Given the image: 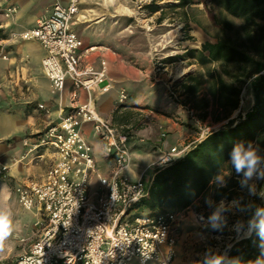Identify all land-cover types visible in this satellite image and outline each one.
I'll return each instance as SVG.
<instances>
[{
	"label": "built area",
	"instance_id": "obj_1",
	"mask_svg": "<svg viewBox=\"0 0 264 264\" xmlns=\"http://www.w3.org/2000/svg\"><path fill=\"white\" fill-rule=\"evenodd\" d=\"M80 4L81 0H56L34 26L15 33L19 39H36L42 44L43 71L55 87L63 91L70 80L73 101L79 91L87 94V100L60 113L57 121L23 141L27 147L24 156L53 148L58 159L49 166L44 180L15 187L21 205L28 210L37 207L40 217L36 222L38 238L13 264H130L134 260L140 264H179L178 221L186 209L129 216L147 194L151 181L145 171L136 179L128 174L133 163L128 136L96 108L95 93L109 91L113 83L106 60L100 69L81 64L83 40L72 27ZM0 11L10 17L18 7L0 0ZM128 97L127 89L121 88L119 104ZM38 107L49 110L45 103ZM190 114L199 125L198 135L180 149L165 151L151 164L153 170L173 163L213 129L202 124L194 110ZM87 122H92L104 151L114 159L111 173L100 176L95 190L91 183L96 159L93 146L83 134ZM10 171L11 165L0 160V179L8 178ZM197 216L209 221L203 214Z\"/></svg>",
	"mask_w": 264,
	"mask_h": 264
},
{
	"label": "crops",
	"instance_id": "obj_2",
	"mask_svg": "<svg viewBox=\"0 0 264 264\" xmlns=\"http://www.w3.org/2000/svg\"><path fill=\"white\" fill-rule=\"evenodd\" d=\"M3 2L18 7V11L10 17L0 11V27L8 32L34 26L40 16L49 13L56 0ZM84 2L88 3L83 8L85 12L79 11L72 24L83 40L81 64L100 69L102 61L106 60L108 75L113 83L109 91L95 93L96 108L118 131L128 136L133 151V163L128 174L136 179L145 171L150 182L154 171L151 164L154 161L173 147L182 148L198 135L199 125L192 118L190 110H194L202 124L212 123L215 128L227 119L215 120L212 105L208 116L201 119V110L193 108V95L183 86L192 83L193 75L201 74L188 69L184 73L183 70L174 71V62L160 61L165 56L163 25L154 26L148 34L145 47L138 48L131 39L120 34L104 15L95 14L110 11V3L81 0V10ZM189 39L182 40L185 48H178L180 52L193 47ZM44 53V47L36 39L7 42L4 38L0 41V55L7 56L0 57V98L4 103H13L15 108L12 113L0 111V160L11 165L10 177L16 185L44 180L49 166L58 159L53 148L24 156L27 151L24 139L33 137L57 121L60 113L87 100V94L79 91L77 99L73 101L70 80L63 91L55 87L43 71ZM159 63L161 65L157 69ZM205 84L202 93L206 90ZM121 88H126L129 93L128 100L123 104L118 102ZM39 103H45L49 110L39 108ZM240 109L241 106L232 116H236ZM83 134L93 146L96 172L92 181L98 186L100 176L111 173L114 159L104 151L92 122L83 125ZM199 200L201 198L186 208L178 221L176 250L179 264H193V207ZM206 254L202 256L205 258Z\"/></svg>",
	"mask_w": 264,
	"mask_h": 264
},
{
	"label": "trees",
	"instance_id": "obj_3",
	"mask_svg": "<svg viewBox=\"0 0 264 264\" xmlns=\"http://www.w3.org/2000/svg\"><path fill=\"white\" fill-rule=\"evenodd\" d=\"M214 1L242 18L243 23L235 27L230 20L224 19L219 22L226 32L224 35L215 41H204L201 48L187 51L186 55L196 57L203 65L221 61L224 66L222 71H209L207 80L193 75L192 83L183 86L193 95V108L201 110V119L208 116L212 105L214 119L227 121L193 143L173 163L153 171L147 194L134 206L138 209L136 215L183 210L199 198L214 203L236 200L247 223L255 218L257 208L264 207V178H259L264 172V0ZM187 3L184 0L182 4ZM149 7L153 11L158 9L157 5ZM5 37V30L0 27V41ZM174 58L167 60L172 62ZM229 64L236 69L231 70ZM205 82L207 87L202 93ZM245 84H250L253 104L245 113L240 109L232 116L240 108ZM236 144L246 148L251 144L257 150L262 159L254 173L257 176L246 179L232 167L230 153ZM222 174H225L223 183L217 179ZM233 258H238L239 264H258V261L264 264V252L255 231L232 242L228 250L230 264H236Z\"/></svg>",
	"mask_w": 264,
	"mask_h": 264
},
{
	"label": "rangeland",
	"instance_id": "obj_4",
	"mask_svg": "<svg viewBox=\"0 0 264 264\" xmlns=\"http://www.w3.org/2000/svg\"><path fill=\"white\" fill-rule=\"evenodd\" d=\"M106 1L111 4V10L99 11L95 14L104 15L110 24L117 27L120 34L126 39L132 40L135 47L143 49L151 29L154 26L163 25L165 28L163 37L166 39L163 48L165 56L160 61L174 62V71L183 70L184 73L185 69L193 70V73L203 75L205 80L208 79L209 71H222L223 63L221 61L206 65L199 63L196 57L186 55L191 48L186 51L181 50V52L178 50V48H185L182 40L186 41L192 36L190 38L193 42L192 48H201L204 41H215L226 33L219 24L220 21L230 20L235 27H239L243 23L242 18L234 16L214 0H187V4H182L184 0H99L100 3ZM150 4L157 5L158 9L151 10ZM87 5L88 3L84 2L80 12H85L83 8H86ZM5 32L7 42L22 40L15 36L18 31ZM174 56V61L167 60ZM0 57L6 58L7 56L0 55ZM228 67L231 70L236 69L233 64H229ZM226 78L230 79L229 76ZM204 87L206 89L207 83ZM252 100L253 93L250 84H245L240 104L243 113L251 107ZM14 110L13 103H4L0 98V111L12 113ZM206 126H213V124L207 123ZM224 175L220 176L223 180ZM96 185L97 183L92 181L91 189L95 190ZM252 185H255V180ZM15 187L16 182L10 176L0 179V209L11 213L13 229L11 235L0 247V264H13L22 253L29 249L39 235V227L36 225L40 217L38 209L37 207L32 210L24 208L18 200ZM193 210V264H204L205 258L202 256L204 253H207L210 261L220 258L222 264H230L228 250L232 242L235 239L248 236L249 221L256 218L250 219L246 223L236 200L230 202L221 200L214 203L211 200L201 199L193 207ZM137 211L136 208L132 209L129 216L136 214ZM214 212H218L219 215V219L215 222L218 225L216 228H213L211 220L201 221L197 214H194H203L210 219ZM130 264L140 263L134 260Z\"/></svg>",
	"mask_w": 264,
	"mask_h": 264
},
{
	"label": "clouds",
	"instance_id": "obj_5",
	"mask_svg": "<svg viewBox=\"0 0 264 264\" xmlns=\"http://www.w3.org/2000/svg\"><path fill=\"white\" fill-rule=\"evenodd\" d=\"M230 162L236 173H243L246 179H250L254 173L257 172V166L262 162V159L257 154V150L252 148L251 144H249L247 148L242 144H236L233 146L230 153ZM259 178H264V172L260 173ZM217 179L223 183L222 177H218ZM243 183L244 182H242V186ZM254 217L258 219L249 221V235H251V231H255L256 235L259 237L262 252H264V207L257 208ZM218 219V212H214L210 217V220L213 222V228L218 226L215 223ZM12 230L11 213L0 209V247L3 246V242L11 235ZM233 259L236 260V264H239L238 258ZM204 264H222V261L220 258L209 261L206 254ZM258 264H261V262L258 261Z\"/></svg>",
	"mask_w": 264,
	"mask_h": 264
},
{
	"label": "water",
	"instance_id": "obj_6",
	"mask_svg": "<svg viewBox=\"0 0 264 264\" xmlns=\"http://www.w3.org/2000/svg\"><path fill=\"white\" fill-rule=\"evenodd\" d=\"M252 232V231H251Z\"/></svg>",
	"mask_w": 264,
	"mask_h": 264
}]
</instances>
